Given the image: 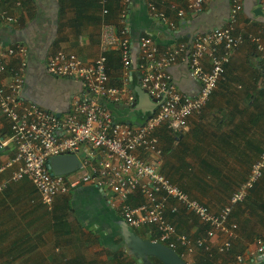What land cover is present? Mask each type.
Listing matches in <instances>:
<instances>
[{
    "label": "crops",
    "instance_id": "1",
    "mask_svg": "<svg viewBox=\"0 0 264 264\" xmlns=\"http://www.w3.org/2000/svg\"><path fill=\"white\" fill-rule=\"evenodd\" d=\"M129 1L127 6L124 5L125 0L108 1L106 8L113 11V18L103 15L101 0H10L0 5L18 18L16 25H0V42L24 45L29 51L21 97L61 119L71 113L75 101L88 95L87 89L80 80L50 75L46 71L47 61L54 53L64 51L76 54L84 63L94 62L103 53V25L115 26L119 23L124 6L128 8L134 62L126 87L134 92L131 82L135 88L138 87L140 75L135 65L144 35H149L164 48L191 42L198 35L224 27L234 0H209L201 14L186 11L183 17H178L177 11L187 8V0H150L174 22L175 29L156 18L149 11L146 0ZM19 2L21 6H17ZM242 3L237 32L247 34L263 29L264 17L255 14V11L261 9L264 14V0H242ZM111 64L114 66V63ZM15 65L11 62L9 66ZM188 66L186 61L179 62L171 67L170 73L178 90L195 97L200 93L201 86ZM113 68H108L111 85L124 86L123 77H116ZM10 81L9 76L4 80L5 83ZM125 107V104L108 105L116 121H119V116L125 115L124 112H130ZM134 114L135 119L126 122L139 125L146 119L143 114V117L136 112ZM159 136L164 152L157 163L160 172L177 186H187L185 191L213 212L221 211L230 196L247 180L252 165L264 152V69L255 47L246 42L232 53L224 80L202 113L194 115L185 130L173 134L162 128ZM0 139L5 143L0 149L2 167L14 160L17 147L11 140L9 122L1 112ZM77 156L81 162L92 164L87 171L104 158L102 152L86 146L77 152ZM16 169L17 166H14L0 174V185H7L0 194V264H69V260L81 258L94 263L88 257L91 243L96 244L97 253L105 256V260L94 264H111L105 250H123L130 257L126 259V264L135 260L138 264H159L157 260H160L153 257L140 263L125 244L122 247L116 244L118 239L124 241L125 223L117 209L116 196L90 184L76 186L69 194L61 195L54 201L56 215L63 216L70 224L66 238L60 241L44 226L46 210L32 186L26 181H11ZM80 170L65 177L72 181ZM143 199L134 195L128 203L138 207L144 203ZM168 217L179 233L192 239L203 234L204 230L198 228L200 222L183 210L177 216L169 214ZM231 222L239 227L234 240L235 255L245 256L243 264H264V260H252L247 255V250L254 248L256 240L264 242V175L248 199L234 210ZM131 231L146 240L156 236L153 228ZM68 238L72 240L70 243ZM107 240L113 244H106ZM222 241L223 236H219L212 242L217 247ZM214 257L209 258L199 250L191 260L193 264H219ZM99 259L103 258L99 256ZM234 260L224 261L223 264H233Z\"/></svg>",
    "mask_w": 264,
    "mask_h": 264
},
{
    "label": "built area",
    "instance_id": "2",
    "mask_svg": "<svg viewBox=\"0 0 264 264\" xmlns=\"http://www.w3.org/2000/svg\"><path fill=\"white\" fill-rule=\"evenodd\" d=\"M10 0H0V5ZM109 0H101L103 15L107 16ZM148 9L162 23L176 28L173 21L150 0ZM209 0H187V8L176 10L178 17L186 11L203 12ZM125 0V6L129 4ZM242 0H234L228 23L224 27L196 36L191 42L180 43L173 48H164L150 36L140 41V55L135 65L140 75L141 88L154 101L156 109L143 123L116 121L108 108L109 104H135L136 94L126 87L134 65L128 26V8L120 15V30L106 24L102 37L103 53L92 63H84L76 54L58 51L50 56L46 71L58 78H74L83 82L88 95L78 98L73 110L63 119L51 114L36 104L27 103L22 97L28 66V48L24 45H5L0 42V112L8 122L11 140L17 147L14 160L0 167V174L17 166L12 173L13 183L28 180L37 190L41 204L53 211L57 197L69 194L71 189L90 184L116 196L117 209L126 224L134 229L153 228L154 242L179 251L187 264L199 250L209 258L228 255L237 238L238 225L231 222L234 208L243 204L264 175V152L252 165L250 175L241 184L229 202L215 213L206 204L193 199L167 176L162 174L157 163L163 157L162 128L180 133L190 119L207 106L218 85L224 80L231 55L246 42L251 43L259 54L264 69V28L255 33L237 32ZM21 6V3H17ZM16 25L18 18L8 8H0V25ZM110 51H118L123 64L124 86H112L108 73ZM186 61L192 76L200 83V93L195 97L183 94L174 84L171 67ZM15 62V67L10 63ZM9 76L11 81L5 83ZM5 143L0 139V149ZM103 153V160L89 167L82 162L79 175L72 181L65 176H56L48 168L50 159L77 154L83 147ZM85 171L83 172V170ZM7 188L0 185V194ZM142 196L144 203L133 207L128 203L131 196ZM185 211L193 215L203 227V234L192 239L178 232L168 215ZM155 229V230H154ZM219 236L224 241L214 247ZM252 260L264 257V242L256 240L253 249L247 250ZM244 255H237L233 264H243Z\"/></svg>",
    "mask_w": 264,
    "mask_h": 264
},
{
    "label": "water",
    "instance_id": "3",
    "mask_svg": "<svg viewBox=\"0 0 264 264\" xmlns=\"http://www.w3.org/2000/svg\"><path fill=\"white\" fill-rule=\"evenodd\" d=\"M255 14L264 17L261 9L255 11ZM134 93L137 97L135 104L131 107L126 106L124 109L132 113L140 112L145 117L150 118L157 104L141 88L140 76L138 87L135 88ZM77 157V154H71L52 158L48 162V168L53 175L68 176L82 168V162ZM123 237L124 244L139 259L140 263L145 258L153 257L159 259L164 264H186L174 250L163 244L146 240L132 232L126 222L123 223ZM261 260H264V257Z\"/></svg>",
    "mask_w": 264,
    "mask_h": 264
},
{
    "label": "trees",
    "instance_id": "4",
    "mask_svg": "<svg viewBox=\"0 0 264 264\" xmlns=\"http://www.w3.org/2000/svg\"><path fill=\"white\" fill-rule=\"evenodd\" d=\"M108 10H109V14L107 15L108 16V18L110 17V18H113V16H114V13H113V11L110 9V8H108ZM112 11V12H111ZM111 15V16H110ZM118 20V19H117ZM116 20V21H117ZM115 21V22H116ZM115 26H116V28H117V30H118V32H119V30H120V27H121V25H120V21H119V23H116L115 24ZM144 36H149V35H144ZM115 52H117L118 53V51H110V52H108L107 53V56H108V67L109 66H111V67H114L113 69H115L116 70V72H115V76L116 77H124V71H123V64H122V62H121V59H120V57H119V53L118 54H116ZM111 63H114V66H112V64ZM137 72H138V70H137ZM108 73H109V75H110V71H108ZM139 73V72H138ZM111 79V78H110ZM119 80V79H118ZM122 80H123V78H122ZM131 84H132V90H135L134 88H135V85H134V83H132L131 82ZM137 98V97H136ZM136 113H138V114H140V116L141 117H143V115H142V113H140V112H136ZM141 120V119H140ZM124 122V121H123ZM167 130V129H166ZM167 132H169L168 130H167ZM170 133V132H169ZM159 136V135H158ZM159 138H160V136H159ZM24 181H26V182H28V184H30L31 186H32V188H33V191L35 192V193H37L38 194V192H37V190L35 189V187L28 181V180H24ZM180 189H182L184 192H186L187 194H189L187 191H185V187H186V189L188 190V187L187 186H185V187H183V186H178ZM184 188V189H183ZM39 195V194H38ZM191 196V195H190ZM242 205V204H241ZM241 205H238V206H241ZM43 206V205H42ZM238 206H236L235 208H234V210H236L237 208H238ZM44 207V209L46 210V207L45 206H43ZM46 212V214H47V216L44 214V220H45V222H44V226L45 227H48L47 228V230H50L51 232H53V234H54V236H57L59 239H60V241H62V239H65L66 238V236H67V226H69L70 227V224L67 222V220H66V218H63V216H57L56 215V209L55 208H53V211H51V212H49V211H45ZM172 216H177V215H172ZM232 216H233V214H232ZM232 216H231V218H232ZM47 217H48V219H47ZM50 217V218H49ZM47 221V222H46ZM171 221V220H170ZM172 222V221H171ZM177 227V226H176ZM69 233H70V231H69ZM69 236H70V234H69ZM152 237H154V236H151V238H149V240H151V241H153V238ZM68 240V243H70L72 240H70L69 238L67 239ZM65 242V244H67L66 243V240H64ZM106 244H113L110 240H107V242H105ZM102 244V242H100V244L99 245H101ZM118 246H124V241H123V239H118V242L116 243ZM102 246V245H101ZM111 247V246H110ZM234 251V245H233V249H232V251H230V255H232L233 257H235L236 255V253L235 252H233ZM105 252H106V254H107V256H108V261L111 263V264H124L125 263V261H126V259L127 258H130V257H128V256H126L125 255V252L123 251V250H120V251H116V252H114V251H111V250H105ZM178 252V254L180 255V252L179 251H177ZM82 259V258H81ZM81 259H75V260H73V261H70L69 260V264H94V263H90V262H87V260L86 259H83V260H81ZM124 262V263H123ZM157 263H159V264H164V263H162L161 261H158L157 260ZM126 264V263H125ZM129 264H138V262H137V260H135V261H133L132 263H129Z\"/></svg>",
    "mask_w": 264,
    "mask_h": 264
},
{
    "label": "rangeland",
    "instance_id": "5",
    "mask_svg": "<svg viewBox=\"0 0 264 264\" xmlns=\"http://www.w3.org/2000/svg\"><path fill=\"white\" fill-rule=\"evenodd\" d=\"M125 113V115L124 116H119L118 117V120L119 121H124V122H126V121H128L129 119L130 120H133V119H135V114L134 113H132V112H128V111H126V112H124ZM201 231H203V227L199 224V227H198ZM234 242V241H233ZM235 243V242H234ZM90 246V256H88L89 257V260H91V262H98V261H102V260H105L104 259V254L102 255V254H99V253H97L96 252V244L95 243H91V245H89ZM99 256H101L103 259H99ZM214 258H216V262L217 263H219V264H223L224 263V261H232L233 259H234V257L232 256V255H230V254H228V255H220V256H218V257H214ZM95 260V261H94Z\"/></svg>",
    "mask_w": 264,
    "mask_h": 264
},
{
    "label": "clouds",
    "instance_id": "6",
    "mask_svg": "<svg viewBox=\"0 0 264 264\" xmlns=\"http://www.w3.org/2000/svg\"><path fill=\"white\" fill-rule=\"evenodd\" d=\"M173 134H176V133H173ZM159 135V134H158ZM130 228V227H129ZM132 229V228H131ZM144 229V228H143ZM204 230V229H203ZM187 235V234H186ZM153 238V240H154V237H152ZM152 242H154V241H152ZM157 243V242H156ZM164 245V244H163ZM234 245V244H233ZM169 248V247H168ZM176 252V251H175ZM177 254H178V252H176ZM230 254V253H229ZM179 255V254H178ZM239 255H242V254H239ZM180 257H181V254L179 255ZM237 256V255H236ZM235 256V257H236ZM235 257H234V259H235ZM192 259V258H191ZM185 261V260H184ZM186 262V261H185ZM193 263V262H192ZM187 264V263H186Z\"/></svg>",
    "mask_w": 264,
    "mask_h": 264
}]
</instances>
